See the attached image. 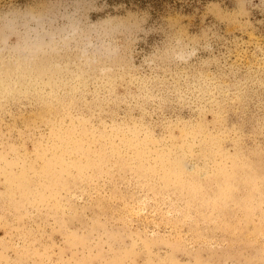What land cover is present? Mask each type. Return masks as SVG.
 Segmentation results:
<instances>
[{
  "label": "rangeland",
  "instance_id": "rangeland-1",
  "mask_svg": "<svg viewBox=\"0 0 264 264\" xmlns=\"http://www.w3.org/2000/svg\"><path fill=\"white\" fill-rule=\"evenodd\" d=\"M0 264H264V0H0Z\"/></svg>",
  "mask_w": 264,
  "mask_h": 264
},
{
  "label": "trees",
  "instance_id": "trees-1",
  "mask_svg": "<svg viewBox=\"0 0 264 264\" xmlns=\"http://www.w3.org/2000/svg\"><path fill=\"white\" fill-rule=\"evenodd\" d=\"M196 0H124L126 3H133L137 6H149L152 12L163 10L165 6L189 10L194 6Z\"/></svg>",
  "mask_w": 264,
  "mask_h": 264
}]
</instances>
